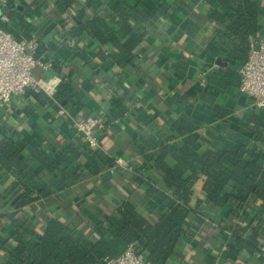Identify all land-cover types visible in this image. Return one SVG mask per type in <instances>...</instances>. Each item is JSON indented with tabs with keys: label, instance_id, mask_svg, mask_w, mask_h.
I'll return each instance as SVG.
<instances>
[{
	"label": "trees",
	"instance_id": "1",
	"mask_svg": "<svg viewBox=\"0 0 264 264\" xmlns=\"http://www.w3.org/2000/svg\"><path fill=\"white\" fill-rule=\"evenodd\" d=\"M59 1L63 11L67 12L66 17L71 21L70 27L64 30L61 37L63 43H76L87 36L99 47L96 56L100 60L119 66L125 78L132 84L143 80L136 63L138 55L134 51L145 38L143 28L148 26L147 18L142 19L143 24L136 19L143 15V0ZM154 1L162 13L169 14L165 2ZM202 1L209 5L207 20L215 24V33H220L221 26L225 33L232 36V46L226 53L232 64L219 67L206 81L218 89L238 86L240 76L236 69L247 59L251 39L259 36L262 25L260 10L264 9V0ZM214 3L222 5L225 11L214 9ZM188 8L191 13L196 7L192 3ZM51 11L48 14L53 19L61 15L55 7ZM13 13L11 11L9 16ZM161 16L157 14L155 17L159 19ZM26 22H21L23 27L19 34L30 38L35 28ZM3 29L12 31L5 25ZM37 39L39 47L36 57L45 61L41 57V51L46 48L43 36ZM162 42L164 40L161 36L156 37L152 47L156 48ZM72 62L78 69L86 64L85 58L75 57ZM170 77L167 73H161L156 77V82L146 79V85L156 84L160 87L158 100L172 96L171 99L175 101L157 115L154 121L157 126L156 135L140 138L139 160L132 161L129 171H116L123 178H119L122 190L111 187L112 190L108 191L114 196L117 195L119 201L115 200L113 204L102 199L91 201L97 203L96 207L102 214L92 226L80 216V206H77L74 217L62 215L61 211L65 210L68 202L63 191L68 190L71 183L75 184L80 180L83 167L78 159L81 154L90 153L103 160L101 168L97 166L89 171L84 183L92 181L100 170L117 166V157L125 158L122 153L111 155L103 149L102 143L107 138L106 131L111 124L110 120L125 115L129 110L126 103L119 98L115 99L108 111L99 114L104 124V128L100 129V149L90 148L83 137L82 148L76 147L62 133L56 135L57 147L47 144L46 149L34 148L31 158L40 163L39 172L30 168V159L23 154L22 143L14 139L9 130L2 133L0 178L5 172L16 176V182L0 206V229H12L10 236L3 241V244H10L7 257L10 263L104 264L103 259L117 257L131 246L136 252L143 253L150 262L160 264L162 259L178 250V243L185 233V223L195 210L206 206L218 211L227 204L231 205V216L219 217L220 221L218 218L216 223L221 227L222 232L218 233V239L224 246L220 256L233 262L241 251L246 250L245 253L253 258L258 235L253 232L247 239L243 238L242 232H246L251 224L244 226L238 220L243 215L247 216L246 208L253 211V220L257 224L264 216V109L254 107L249 125L250 134L231 137L224 131H217L218 147L205 146L190 112L180 111L175 105L177 99H197V90L187 88L186 84L169 87L172 84ZM81 89L80 82L72 74L58 83L51 96L31 89L27 93L41 104L57 103L71 113H88L70 104V99L78 95ZM96 162L99 161L96 159ZM200 176L203 179L204 199H198L192 208L189 202L194 193V184ZM137 190L143 191L146 196L159 198L157 206L164 208L155 220L150 221L138 212L133 197ZM70 195H73L72 192ZM92 197V190L85 191L84 203H89ZM257 201L260 204L255 208L254 202ZM52 204L57 205V210L61 209L59 213L53 214L55 210L52 214L41 211L43 206L49 208ZM4 205L10 206L15 212H5L2 210ZM24 207L32 212L42 213V220L31 223L27 213L17 214Z\"/></svg>",
	"mask_w": 264,
	"mask_h": 264
},
{
	"label": "crops",
	"instance_id": "2",
	"mask_svg": "<svg viewBox=\"0 0 264 264\" xmlns=\"http://www.w3.org/2000/svg\"><path fill=\"white\" fill-rule=\"evenodd\" d=\"M160 1L167 4L169 14L162 13L154 0H143L141 5L143 15L136 18L141 24H143L142 19L147 18L146 25L148 26L146 29L143 28L144 40L134 50L139 57L136 63L143 80L132 84L129 79L125 78L119 66L109 62L105 63L96 56L99 47L89 37L86 36L76 43L61 41L64 30L70 27L71 21L66 17L65 13L67 12L63 11L64 8L62 9L59 0H0L1 28H4L5 25L12 32L22 36L19 34L23 27L21 22L28 21L35 28L31 36H36V38L43 36L46 48L41 51V57L52 63L46 76L50 79L59 78L62 80L73 74L78 83L80 82L81 92L70 99L72 107L84 109L92 114H103L111 108V102L119 98L133 113L129 119L124 115L112 118L106 131L107 138L102 143L103 149L111 155L120 153L125 155L122 165H114L112 168L100 170L92 181L84 183L89 171L94 170L97 166L101 168L100 164L103 160L90 153L81 154L79 157L78 163L83 167L80 172V180L75 184L71 183L68 190L63 191L66 195L65 199L68 201L65 210L61 211L64 217H74L77 206H80V216L92 226L102 214L96 207L97 203L91 201L102 199L108 204H113L115 200L119 199L117 195L114 196L111 194L112 192H109L112 190L111 187L122 190L119 178L121 180L123 178L119 177L116 171H129L132 161L139 160L140 138L156 135L157 126L154 125V121L157 115L168 108L174 100L171 99L172 96L161 101L158 100V95L161 94L160 87L156 84L146 85V79L156 82L155 79L158 75L167 73L171 76L172 84H169V87L170 85L186 84L187 88L192 87L197 90L195 95L197 99L191 101L177 99L175 105L180 111L190 112L191 118L198 125V134L205 146L218 147L217 131H224L231 137L251 133L249 125L254 112L252 99L241 93L238 86L218 89L206 81L210 74L217 71L219 67L232 64V61L226 56L227 50L232 46V36L225 33L221 26H219L220 33H215V24L207 20L209 5L202 0ZM192 3L196 8L190 13L188 5L190 6ZM53 7L61 14L55 16V19L48 14L52 13ZM212 7L220 12L225 11L219 3L212 4ZM11 11L14 13L10 17ZM157 14L162 15V20L156 24L154 18L156 19ZM260 16L262 25L259 36L264 39V9L260 10ZM160 36L164 42L153 48L152 43L156 37L160 38ZM75 57L85 58L86 64L82 69H78L73 64L72 60ZM217 59H220L224 64L219 65ZM238 68L236 71L239 75ZM180 74L183 75L180 76ZM32 75L42 77L43 69L39 65H35L32 68ZM28 90L21 96L14 97L9 107L0 105V139L2 133L9 130L11 136L22 143L23 154L30 159V168L39 172L41 170L40 163L31 158L34 148L46 149L45 145L47 146V144L57 147L56 135L58 133L66 135L79 148H82V140L80 136L67 131L65 118L59 113V109L62 108L59 104H41L38 99L28 95ZM178 109L176 110L178 111ZM218 114L224 115L218 116ZM96 159L99 161L98 163ZM15 182L16 176L12 173L5 172L1 176L0 206L9 195ZM202 185L203 179L200 176L194 184V193L189 202L192 208L195 207L198 199H204ZM87 190L93 191V197L90 198L89 203H84V193ZM71 192L73 195H70ZM142 192L137 190L133 196L136 208L140 214L153 221L164 207L157 206L158 197L146 196ZM259 204V201L254 202V207L257 208ZM44 207L41 211L46 213L48 211L49 214L50 212L52 214L53 210H55L53 214H57L61 210L59 208L57 210L55 204L49 208ZM246 209L247 216L243 215L238 222L244 226L251 224L246 232H242L243 238L247 239L253 232L258 235L253 258L245 253L246 250L241 251L237 260L233 262L222 255L220 256L223 242L218 239V233H221L222 230L216 223L219 217L231 216V205L227 204L218 211L206 206L195 210L185 223V233L178 243V250L173 255L162 259L160 264H264L263 259L256 255L257 250L264 243V216L263 220L257 224L253 220V211ZM2 210L7 213L15 212L10 206L5 205ZM21 210L17 214L27 213L31 223H36L43 218L42 213L32 212L28 207ZM11 232L12 229L7 227L0 229V264H12L7 260L10 244H3ZM149 264L156 263L149 261Z\"/></svg>",
	"mask_w": 264,
	"mask_h": 264
},
{
	"label": "built area",
	"instance_id": "3",
	"mask_svg": "<svg viewBox=\"0 0 264 264\" xmlns=\"http://www.w3.org/2000/svg\"><path fill=\"white\" fill-rule=\"evenodd\" d=\"M159 22L162 19H154ZM154 22V21H153ZM39 41L36 36L22 37L12 31L0 27V105L9 107L14 97L21 96L26 90L44 92L51 96L55 93L59 78H48L47 70L52 66L49 61L36 57ZM139 57L136 59L138 60ZM39 65L43 69L42 77L32 75V68ZM240 81L238 90L252 99L255 108L264 109V39L258 36L250 41L247 59L238 68ZM166 98V97H165ZM59 113L65 118L67 131L83 137L92 149H100V134L104 124L99 114L71 113L63 108ZM133 116L131 110L125 115ZM117 165H122L124 159H115ZM224 249V246L222 247ZM256 255L264 262V243ZM104 264H149L143 253L136 252L128 246L117 257L103 259Z\"/></svg>",
	"mask_w": 264,
	"mask_h": 264
},
{
	"label": "water",
	"instance_id": "4",
	"mask_svg": "<svg viewBox=\"0 0 264 264\" xmlns=\"http://www.w3.org/2000/svg\"><path fill=\"white\" fill-rule=\"evenodd\" d=\"M217 62H218L219 65L224 64V62H222L220 59H217Z\"/></svg>",
	"mask_w": 264,
	"mask_h": 264
}]
</instances>
